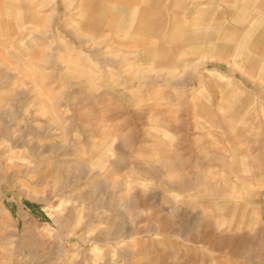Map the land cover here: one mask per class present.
Instances as JSON below:
<instances>
[{"label":"rangeland","instance_id":"374dc122","mask_svg":"<svg viewBox=\"0 0 264 264\" xmlns=\"http://www.w3.org/2000/svg\"><path fill=\"white\" fill-rule=\"evenodd\" d=\"M79 1L0 0V264H264V76L222 133L217 63L155 65Z\"/></svg>","mask_w":264,"mask_h":264},{"label":"crops","instance_id":"0c3cea01","mask_svg":"<svg viewBox=\"0 0 264 264\" xmlns=\"http://www.w3.org/2000/svg\"><path fill=\"white\" fill-rule=\"evenodd\" d=\"M78 5L93 22H116L124 38L133 36L137 24L147 25L151 47L146 49L152 50L155 65L174 68L185 58V65L192 66L194 53L206 54L217 63L208 72L228 76L225 92L234 96L218 99L216 110L212 86H207L202 90L206 107L214 122L226 123L222 133L231 129L240 137L241 121L234 113L242 99L235 98L240 91L234 76H264V0H82ZM258 105L262 100L253 106Z\"/></svg>","mask_w":264,"mask_h":264}]
</instances>
